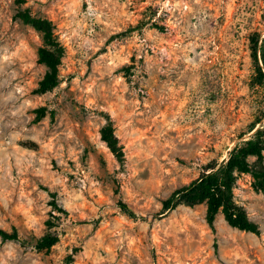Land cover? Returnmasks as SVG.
Here are the masks:
<instances>
[{
  "label": "rangeland",
  "instance_id": "obj_1",
  "mask_svg": "<svg viewBox=\"0 0 264 264\" xmlns=\"http://www.w3.org/2000/svg\"><path fill=\"white\" fill-rule=\"evenodd\" d=\"M21 10L48 20L62 50L60 83L45 94L43 38ZM258 34L264 0H0V229L20 236L0 237V264H264V193L249 175L235 201L259 235L222 214L213 230L205 205L163 212L264 124ZM46 234L59 241L38 251Z\"/></svg>",
  "mask_w": 264,
  "mask_h": 264
},
{
  "label": "trees",
  "instance_id": "obj_2",
  "mask_svg": "<svg viewBox=\"0 0 264 264\" xmlns=\"http://www.w3.org/2000/svg\"><path fill=\"white\" fill-rule=\"evenodd\" d=\"M15 2L18 6H22L25 0H15ZM16 17L31 25L42 35L44 46L39 50V62L47 67V73L35 93L45 94L60 83L59 66L62 50L56 42L52 25L48 20L32 17L28 10L19 11ZM252 41L251 57L255 71L253 85L264 89V38L261 40V35L258 34ZM46 112L45 107L37 109V120L46 117ZM257 123L239 137L242 141L231 149L226 160L221 163L217 160L210 161L201 167L202 172L198 178L176 189L164 201L163 212H171L179 206L205 205L206 220L213 230L216 217L222 214L232 228L259 235V226L249 219L246 210L235 201V189L238 186V180L243 175L251 177V186L254 191L264 193V124L256 130ZM252 132L254 133L248 139H244ZM101 137L116 157L122 159L123 153L111 126H106L101 130ZM50 196L55 197L52 193ZM51 205L59 212L66 213L56 201ZM119 207L128 216L138 217L127 204L120 202ZM0 237L4 241H20L17 232L10 234L0 229ZM58 241L57 236L46 234L37 240L35 248L38 251L50 250ZM73 263V255H68L62 264Z\"/></svg>",
  "mask_w": 264,
  "mask_h": 264
},
{
  "label": "water",
  "instance_id": "obj_3",
  "mask_svg": "<svg viewBox=\"0 0 264 264\" xmlns=\"http://www.w3.org/2000/svg\"><path fill=\"white\" fill-rule=\"evenodd\" d=\"M256 130H257V128H256ZM256 130H255V131H256ZM255 131H254V132H255ZM254 132H252V134H253Z\"/></svg>",
  "mask_w": 264,
  "mask_h": 264
}]
</instances>
